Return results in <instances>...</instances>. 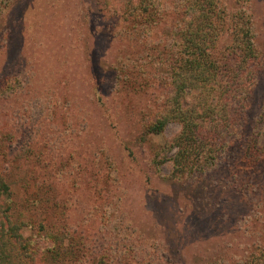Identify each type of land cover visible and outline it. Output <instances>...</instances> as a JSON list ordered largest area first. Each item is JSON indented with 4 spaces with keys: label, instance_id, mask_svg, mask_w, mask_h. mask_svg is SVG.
Instances as JSON below:
<instances>
[{
    "label": "rangeland",
    "instance_id": "obj_1",
    "mask_svg": "<svg viewBox=\"0 0 264 264\" xmlns=\"http://www.w3.org/2000/svg\"><path fill=\"white\" fill-rule=\"evenodd\" d=\"M156 1L149 37L134 42L122 19L127 0H0V163L4 153L12 163L6 172L37 264L49 259V234L63 239L61 252L74 249L55 264H200L207 250L224 256L258 215L264 160L249 169L247 149L264 144V0L250 5L261 63L252 96L215 160L183 175H174L176 150L168 160L160 153L180 125L159 135L144 128L170 91L171 31L185 6ZM134 54L143 58L121 62ZM18 150L25 156L16 160ZM252 224V247L225 264L264 245ZM215 242L223 247L209 248Z\"/></svg>",
    "mask_w": 264,
    "mask_h": 264
},
{
    "label": "trees",
    "instance_id": "obj_2",
    "mask_svg": "<svg viewBox=\"0 0 264 264\" xmlns=\"http://www.w3.org/2000/svg\"><path fill=\"white\" fill-rule=\"evenodd\" d=\"M235 2L239 9L236 13H231L225 4L218 0H183V18L174 23L171 31L172 42L176 45L172 46L175 50L167 59L170 91L161 101V109L144 128L147 134L159 135L170 123L180 125L179 134L170 144L160 149L164 160H168V153L176 150L170 158L174 165V175L186 174L189 169L195 170L215 160L225 146V135L237 128L244 104L252 96L261 64L258 61L252 31V0ZM127 4L130 8L128 12L123 11L122 15L125 17L122 19L132 25L131 29L137 30L128 35L130 29L126 37L134 42L138 38L143 40L149 37L151 30L146 26L151 22L152 25L155 24L154 14L159 7L158 2L127 0ZM141 25L147 31L139 30ZM228 36H231L230 40ZM227 40L231 42L230 45H225ZM127 57L121 62L126 64L130 59L137 61L143 58L137 57L136 54ZM117 78H123L124 81L132 79L128 75H119ZM11 139V135L5 137L7 143H10ZM22 155L25 156V153L18 150L15 159L21 158ZM247 155V165L249 169H253L264 160V144L261 150L256 143L251 144ZM2 157L5 164L0 163V264H37L31 256L30 242L26 241L22 233L23 228L28 225V217L25 218V214L17 211L11 188L14 182L6 172L12 163L5 153ZM156 160L154 159V162ZM257 208L258 215L249 219L251 223L248 225L252 227H249L250 230L244 229L246 234L248 232L247 236L230 240L228 244L232 249H228L227 253L224 251V256L216 257V254H209L211 251L207 250L205 256H200V264H225L234 253H243L252 247L249 238L255 228L252 222L255 221L259 225L257 232H264V201L259 202ZM48 236L54 246L48 250L47 263L55 264L63 260L65 255L73 257V247L72 251L66 248L61 252L59 249L63 239L51 237L50 234ZM226 242L227 240L223 245H226ZM221 244L215 242L213 245L209 244V248L219 250L223 247ZM248 254L237 264H264V245H257L254 251ZM44 262L45 260L43 264ZM113 263L116 264L115 259L109 264ZM102 264H107L104 259Z\"/></svg>",
    "mask_w": 264,
    "mask_h": 264
}]
</instances>
